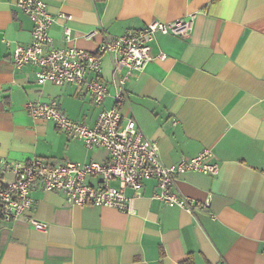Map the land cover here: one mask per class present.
<instances>
[{
    "label": "crops",
    "instance_id": "1",
    "mask_svg": "<svg viewBox=\"0 0 264 264\" xmlns=\"http://www.w3.org/2000/svg\"><path fill=\"white\" fill-rule=\"evenodd\" d=\"M43 1L55 16L49 47L66 45L67 25L75 37L71 45L88 52L104 38L152 21L192 17L187 36L151 38L153 58L127 75L128 104L120 111L133 115L144 135L157 142L165 166L210 148L219 171L176 176L182 195L196 202L211 196L208 211L193 213L151 198L157 190L153 179L143 182L132 214L71 205L60 192L37 191L32 213L47 230L22 218H0V264H264V0ZM15 2L0 0V158L14 164L33 157L105 161L106 149L86 150L52 121L28 114L27 102H56L72 120L91 126L98 109L82 87L38 84L32 65L14 67L12 50L27 44L32 30ZM60 13L70 19L57 18ZM111 72L106 56L101 79L109 83ZM111 104L107 98L103 106ZM86 182L97 186L100 177ZM110 184L118 188L117 181ZM124 194L131 197L133 191L126 188Z\"/></svg>",
    "mask_w": 264,
    "mask_h": 264
},
{
    "label": "built area",
    "instance_id": "2",
    "mask_svg": "<svg viewBox=\"0 0 264 264\" xmlns=\"http://www.w3.org/2000/svg\"><path fill=\"white\" fill-rule=\"evenodd\" d=\"M15 5L30 18L32 30L29 42L18 44L12 50L14 67L20 69L32 65L38 84L49 82L62 86L73 83L82 87L98 109L91 126L72 120L56 102H27L25 108L28 114L34 119L52 121L69 138L81 140L86 150L106 149L109 157L103 162H57L33 157L15 164L0 158L1 220L11 223L22 218L34 229L46 231L47 224L32 213L36 204L34 193L37 191L60 192L71 205L91 204L132 214V203L142 195L143 182L149 179L155 180L157 188L151 198L189 213L195 209L208 211L211 196L203 202H196L180 193L175 178L186 171L216 175L219 164L212 150L205 148L195 157L182 158L177 164L165 166L160 159L157 142L144 135L133 115L124 116L120 111L122 104H128L125 87L127 75L141 71L153 58L151 38L156 33L187 36L192 17L171 23L152 21L119 37L104 38L95 52H88L71 45L75 37L67 25L63 26L66 45L61 48L49 47V28L55 16L43 0H16ZM57 18L70 19L63 13L58 14ZM97 33L84 34V37L90 38ZM6 44L9 45V42ZM106 56L112 62L109 83L101 79L102 62ZM88 74L92 77H87ZM107 98L112 99V104L105 108L103 103ZM88 176L100 177V183L97 186L88 184ZM112 181L118 182V188L110 184ZM126 188L133 191L131 197L124 194Z\"/></svg>",
    "mask_w": 264,
    "mask_h": 264
}]
</instances>
